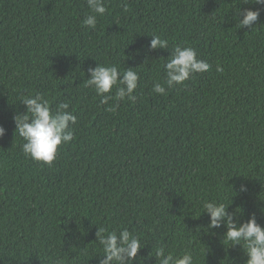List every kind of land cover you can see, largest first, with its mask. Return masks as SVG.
<instances>
[{"label": "trees", "instance_id": "16d2710c", "mask_svg": "<svg viewBox=\"0 0 264 264\" xmlns=\"http://www.w3.org/2000/svg\"><path fill=\"white\" fill-rule=\"evenodd\" d=\"M105 7L92 29L82 23L87 0H0V264H98L101 227L139 235L132 264H158L161 246L174 256L190 251L194 264H245L241 247L229 246L223 225L207 229L202 211L206 201L230 203L241 221L255 213L264 226V6ZM238 9L260 10L252 29L238 28ZM151 35L168 48L150 49ZM176 45L211 67L156 94ZM97 64L138 72L135 101H117L114 86L102 104L85 86ZM37 93L77 117L51 164L26 157L14 131L13 115L25 111L19 99Z\"/></svg>", "mask_w": 264, "mask_h": 264}, {"label": "clouds", "instance_id": "9594fccd", "mask_svg": "<svg viewBox=\"0 0 264 264\" xmlns=\"http://www.w3.org/2000/svg\"><path fill=\"white\" fill-rule=\"evenodd\" d=\"M252 2L264 6V0H252ZM90 14L82 23L89 28L95 29L97 17L103 16L106 12L105 0H87ZM127 11V5H124ZM259 9L237 10L239 18L236 22L238 28H253L259 17ZM150 49L168 48V41L160 36L151 35ZM166 79L163 83L153 84V91L156 94H166V87L172 88L174 85H183L193 74L207 72L211 65L203 59H199L195 49L191 47H181L176 45L170 53V58L164 65ZM88 77L85 80L86 87H92L97 96L101 98V103L106 104L114 99L108 95L115 86V99L123 101L128 99L135 101L133 95L137 89L139 74L133 68L121 71L116 65H99L90 67ZM217 72H222L223 68L217 65ZM21 100L25 106L23 114H15L12 119L15 125V133L24 141L22 151L26 157L46 164L56 158L58 146L69 143L74 138L71 125L76 123L77 117L69 111V104L61 102L55 111L50 106V102L41 94L25 95ZM119 107L118 103L113 104L108 111L115 112ZM5 134V129L0 126V137ZM241 191H246L245 186H241ZM230 204V203H229ZM229 204L219 201H206L203 204V211L208 214L207 229H217L222 225L226 229L223 234L229 246L239 245L247 257L245 264H264V226L259 224L255 213L250 214L246 221H241L235 209L228 212ZM201 214V213H200ZM96 240L102 249V254H98V264H132L138 259V252L143 247L138 234L127 228L117 230H107L103 227L97 228ZM155 261L158 264H194V257L190 251H184L182 255L174 256L171 252H166L164 247H157L154 253Z\"/></svg>", "mask_w": 264, "mask_h": 264}]
</instances>
